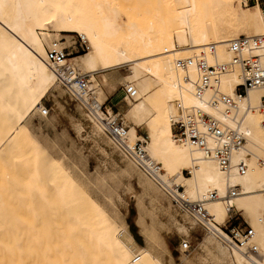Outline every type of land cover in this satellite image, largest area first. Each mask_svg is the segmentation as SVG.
<instances>
[{"label":"bare ground","instance_id":"obj_1","mask_svg":"<svg viewBox=\"0 0 264 264\" xmlns=\"http://www.w3.org/2000/svg\"><path fill=\"white\" fill-rule=\"evenodd\" d=\"M120 1L0 0V123H4L0 125V172L4 167L17 172L10 186L16 191L0 183V264H166L154 249L156 238L139 228L146 245L137 244L124 223H117L115 215L91 195L88 185L66 163L44 157L40 166L33 159L19 158L27 155L24 152L30 147H25H37L25 121L33 111L46 116L42 115L46 109L42 100L47 94L66 92L84 109L90 99L102 104L106 95L100 79L108 81L105 72L122 67L127 69L121 76L124 86L135 90L132 98L125 90L118 94L127 103L122 112L127 142L145 141L147 155L161 167L156 181L104 134L97 106L94 111L85 109L84 120L74 123L79 136L84 132L113 159L109 147L114 146L128 160L117 163L118 172L134 176L135 167L140 170L136 178L153 199L160 201L164 195L154 189L152 182H156L171 200L182 195L190 202H203L213 222L207 229L197 222L206 231L199 242L204 252L199 254L201 264H264V85L247 90L230 118L221 104L213 107L206 101L208 91L196 95L194 68L176 64V59L201 51L208 63L228 62L229 40L264 33V9L255 0L252 7L239 5L237 0H133V15L124 22L119 16ZM74 34L85 43L86 51L61 63L50 60L47 50L67 47L69 39L63 38ZM64 64L87 75L85 90L80 91L74 81L63 80L60 68ZM242 80L236 67L222 74L218 86L232 94ZM193 106L244 132L245 142L231 159L233 163L243 160L245 173L234 167L221 169L214 159L174 135L173 121ZM139 127L147 131L145 137L136 136ZM100 134L106 138L100 140ZM183 169L189 177L182 176ZM172 175L181 176L184 183ZM178 182L182 190H176ZM8 189L20 194L15 196ZM211 192L217 196L209 198ZM12 197L22 217L18 223L7 224L4 220H12V212L18 210L11 206ZM232 209L241 211L251 226L255 253L229 247L219 236V225ZM184 212L191 225L177 223V230L188 234L197 219L190 211ZM47 214L57 217L60 233L47 230ZM39 249L54 250L55 256L46 254L54 259L47 262L44 258L45 262Z\"/></svg>","mask_w":264,"mask_h":264},{"label":"rangeland","instance_id":"obj_2","mask_svg":"<svg viewBox=\"0 0 264 264\" xmlns=\"http://www.w3.org/2000/svg\"><path fill=\"white\" fill-rule=\"evenodd\" d=\"M242 1L243 0H237V3L239 2V5L241 4L246 7H252V5L255 4H250L251 1L249 3L244 1L242 4ZM120 2L122 6L119 5V16L122 21L126 22L129 17L133 15L130 10L133 0H121ZM259 5L264 9V5L261 1H259ZM151 8L153 7L146 9H148L149 12L150 10L153 12ZM146 9L145 11H148ZM151 15L153 16L154 13H151ZM65 39H69V45L66 47L68 57H79L86 51V45L81 42L78 35L74 34L71 37L66 36L63 40ZM126 71V67L108 70L105 72L108 76V81L105 82L100 79L103 91L106 95V99L102 102V109H111L112 113H118L122 119V112L126 109L127 103L118 94L121 90H124V81L121 76L126 74ZM111 83L114 84V86H111ZM89 90L91 91V84H88V92H90ZM42 102L43 105L49 109V113L46 116H41L38 111H33L27 116L25 121V125L29 129L30 134L34 137L36 142L35 146L37 147H34V145H31L32 147L30 145L25 147V150L30 147V149H28L29 152L23 149L22 152L25 151L24 153H27V155L25 154L19 158L28 161L33 159L40 166L43 164L44 157H54L66 163L73 173L78 176L77 178L81 181L83 180V183L88 185L87 188L91 195L102 202L105 208L115 215L117 223H124L130 234H138L140 236L141 245H146V241L139 228H143L145 231L150 232L156 238L157 245L154 246V249L166 264H201L198 261L200 258L199 254L202 255L204 252L199 242L204 235H206L204 228L195 221V224L189 229L188 234L178 232L177 223H182L185 224L186 227H189L191 225V218L189 219L184 210L174 205L168 193L166 194L160 185L156 182H152L154 184V189L157 190L159 195H162L161 193L164 192L165 197L162 195L163 198L159 201L150 196L151 192H145L143 190L144 185L139 184L136 178V174L139 173L141 175L142 172L136 167L134 176L118 172L117 163L124 158L117 149H113L114 146H110L111 148L109 147V149L113 153L115 160L111 156L103 154L99 148L93 144L91 138L87 137L84 132L81 133L82 136H79L75 130L74 123L84 120L83 114L86 110L78 106L74 100L70 99L66 92L62 94H58L57 92L49 93L43 98ZM1 124L4 123H0V125ZM139 133L141 136L145 137L147 131L139 127L137 128L136 136ZM99 137L100 140L106 138L103 134H100ZM28 157L29 159H27ZM156 159L161 162L158 157ZM126 161L128 160H123V162ZM6 170V167H4L3 171L0 172V176L2 177L0 178V183H4L7 188L13 187V190L16 191L14 186H10L14 185V178L17 172ZM172 176L184 183L181 176ZM182 176L189 177V171L183 169ZM178 184L183 189L182 184L179 182ZM8 191L12 192L15 196L20 194L19 191L16 193L10 189H8ZM166 198L167 201L164 200ZM16 200L15 197L11 198V206ZM167 202H169V204H167ZM15 207L17 206L14 204L13 208ZM232 210L233 211L226 216L225 222L232 217L230 221L235 223L246 222L249 224L241 211ZM21 212V209L18 208L17 211L12 212V220L6 219L4 221L7 224H10V221L18 223L22 217ZM56 220V216H51L49 214H47L45 218V221L49 224V229L47 230H51L53 234L62 231L60 228L62 227L61 224L57 226ZM35 222L37 223L38 220ZM23 230H25V228ZM182 239L189 240L192 247L190 253L183 252L180 249L179 244ZM38 252L43 256L41 258H43L44 261L45 259L47 262L50 261V259H54V257L52 258V255L55 256L54 250L49 251L50 253L53 252L52 255L50 254L51 257L48 255L49 259H47L48 256L46 255L49 253L48 250L39 249ZM38 254L37 256L40 258ZM43 254H45V256Z\"/></svg>","mask_w":264,"mask_h":264},{"label":"built area","instance_id":"obj_3","mask_svg":"<svg viewBox=\"0 0 264 264\" xmlns=\"http://www.w3.org/2000/svg\"><path fill=\"white\" fill-rule=\"evenodd\" d=\"M253 0H248V2ZM261 1L264 5V0ZM83 43V42H82ZM85 44V43H84ZM227 48L231 53L228 62L208 63L204 58L203 51L191 57L176 59L177 66L187 68L192 66L196 73L193 81L195 93L201 97L206 91L209 92L207 102L216 107L219 104L223 107L226 117L232 118L236 105L247 93V90L264 85V33L255 36L239 35L237 38L227 42ZM212 49V48H210ZM48 58L55 63H61L68 57L66 47L60 49H48ZM239 68L242 74V82L235 85L232 94H227L220 90L218 82L222 74ZM63 80L67 83L73 82L80 91L87 88V75L75 70L69 64H64L60 68ZM129 97H133L135 90L131 85L123 87ZM262 109H264V96L261 99ZM87 109L94 111L95 106L101 111L102 130L119 148V150L131 158L136 166L156 181L161 171L160 165L152 160L146 153L145 141L136 140L132 145L127 142V126L122 117L109 113L102 104H97L93 99L86 102ZM49 109L42 111V115H47ZM264 127V121L262 123ZM173 131L175 136L188 142L191 146L200 149L206 157L214 159L223 170L234 167L240 174L245 173L247 166L243 160L232 162V154L240 149L246 139L244 132L237 127L227 124L223 119L214 117L198 107H192L185 115L173 121ZM182 190L176 186V190ZM232 194L235 192L232 191ZM209 198L216 197V192H211ZM179 200L172 198V202L182 210H188L197 219L202 227L207 229L208 224H212V219L206 210L203 202H190L184 196L178 195ZM229 218L224 224L219 225V236L229 246L243 249L247 253H255L256 246L251 241L252 228L246 222L235 223ZM180 249L190 253L192 250L189 240L180 241ZM137 260V259H135Z\"/></svg>","mask_w":264,"mask_h":264},{"label":"crops","instance_id":"obj_4","mask_svg":"<svg viewBox=\"0 0 264 264\" xmlns=\"http://www.w3.org/2000/svg\"><path fill=\"white\" fill-rule=\"evenodd\" d=\"M133 236V238L135 239L137 244H140L141 242V238L138 234H131Z\"/></svg>","mask_w":264,"mask_h":264}]
</instances>
